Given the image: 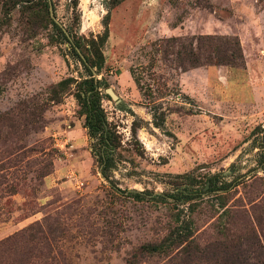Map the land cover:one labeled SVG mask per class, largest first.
Here are the masks:
<instances>
[{
  "label": "rangeland",
  "instance_id": "obj_1",
  "mask_svg": "<svg viewBox=\"0 0 264 264\" xmlns=\"http://www.w3.org/2000/svg\"><path fill=\"white\" fill-rule=\"evenodd\" d=\"M52 2L57 21L78 36L103 33L106 0H78L77 13L68 0ZM52 35L49 28L31 37L16 11L5 20L0 8V264H125L166 233L173 209L125 193L186 190L187 176L201 192L213 175L232 184L231 214L222 220L214 193L200 196L193 219L201 243L224 227L232 235L252 227L264 248V173L251 137L264 126V0H125L109 12L97 76L120 141L109 180L92 153L75 84L53 101L60 81L85 72ZM200 35L237 37L243 68H176L168 40Z\"/></svg>",
  "mask_w": 264,
  "mask_h": 264
},
{
  "label": "trees",
  "instance_id": "obj_2",
  "mask_svg": "<svg viewBox=\"0 0 264 264\" xmlns=\"http://www.w3.org/2000/svg\"><path fill=\"white\" fill-rule=\"evenodd\" d=\"M125 0H106L107 15L104 18V31L101 35L85 39L78 36L73 26L60 27L49 13L48 0H0L1 12L5 20H8L12 12H17L21 23L29 28L30 36L35 37L37 31L52 30L59 44H66L69 54L75 58L85 72V77L80 81L72 78L60 81L54 88V102H59L58 93H64L71 84H75L73 96L80 105V111L85 117L84 127L87 137L92 145V153L101 168L102 175L109 180L107 172L114 165V156L120 148V141L116 132L110 127L105 112L101 106V81L97 76L103 69L104 58L102 46L108 38L109 12ZM52 2V0H51ZM67 7L73 12L78 11V0H68ZM55 16V7L52 2ZM76 21L78 17L76 15ZM171 44L165 50V54L173 57L172 64L186 72L203 66H227L230 68H243L244 56L240 42L234 36L200 35L184 38H171ZM169 59V58H167ZM134 82L140 88V80L134 76ZM153 108V115L156 114ZM164 114H159V120L164 121ZM160 125V124H158ZM255 148L258 149L257 169L264 173V126H257L252 132ZM260 180L257 174L254 175ZM186 190H177L169 194H153L152 192H126V196L135 201L160 202L172 204L170 224L166 233L160 238L145 243L128 256L125 264H144L148 259L158 258V264H264V248L254 228L236 234H227L221 231L219 238L201 243L196 238L195 220L193 214L202 202L200 196L213 192L216 205L220 209L218 216L222 220L231 214L227 207L225 194L232 184L224 182L219 175H213L206 179V192L197 188L198 180L187 176ZM124 193V192H122ZM180 205L187 204V208ZM221 223V222H220ZM222 225V224H221ZM223 226V225H222ZM34 241L33 235H28Z\"/></svg>",
  "mask_w": 264,
  "mask_h": 264
},
{
  "label": "water",
  "instance_id": "obj_3",
  "mask_svg": "<svg viewBox=\"0 0 264 264\" xmlns=\"http://www.w3.org/2000/svg\"><path fill=\"white\" fill-rule=\"evenodd\" d=\"M48 6H49V13H50V17L52 18V20L59 25L60 27H63L56 19V17L54 16L53 13V9H52V2L51 0H48ZM106 94H108L110 96V98L115 102V103H119L120 100L118 98V96L112 91V89L108 88L105 90Z\"/></svg>",
  "mask_w": 264,
  "mask_h": 264
},
{
  "label": "crops",
  "instance_id": "obj_4",
  "mask_svg": "<svg viewBox=\"0 0 264 264\" xmlns=\"http://www.w3.org/2000/svg\"><path fill=\"white\" fill-rule=\"evenodd\" d=\"M188 73H189V74H190V73H194V71H190V72H188ZM189 74L184 73V74L182 75V77H186V78H187V76H188ZM184 89H185V88H184ZM185 91H186L187 93H191L192 96H195V95H196V94H195L194 92H192L191 90H190L191 92L188 91V90H186V89H185Z\"/></svg>",
  "mask_w": 264,
  "mask_h": 264
}]
</instances>
